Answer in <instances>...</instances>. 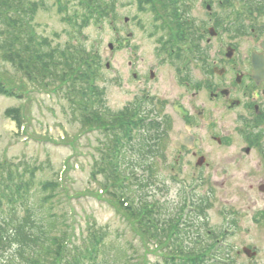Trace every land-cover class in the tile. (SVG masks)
<instances>
[{
  "label": "rangeland",
  "instance_id": "1",
  "mask_svg": "<svg viewBox=\"0 0 264 264\" xmlns=\"http://www.w3.org/2000/svg\"><path fill=\"white\" fill-rule=\"evenodd\" d=\"M107 4L114 8L110 18L100 26H85L79 33L67 19L64 20L59 0H45L33 24L35 32L48 39L53 47L71 45L81 56L89 55L87 62L100 64L96 84L104 93L102 101L106 109L103 114L119 115L138 98L146 96L167 101L163 112L171 116L175 133L168 135L161 147L164 156L151 163L153 173L147 191L150 202H159L169 213L167 219L173 220L180 217L188 197L198 209L208 204L205 216L194 219L203 237L207 230L211 232L210 239L205 237V242L229 228L227 243L234 264H264V192L259 190L264 186V140L246 155L243 149L247 146L238 132L241 125L236 121V116L242 112H223L220 131L232 136L231 145L218 148L209 142L206 148L212 152L208 159L210 170L199 171L194 165L177 169L174 165L176 153L170 141L176 139L182 122L174 102L182 99L186 103L189 96L177 84L172 67L163 65L158 57L156 39L171 33L174 26L167 23L157 3L153 11L147 8V2L146 6H141L140 0L101 1L103 8ZM191 4L196 5L194 14L202 18V0ZM78 9L79 15L76 14ZM78 9L68 13L72 22L82 17ZM247 43L244 42L243 47H247ZM151 70L156 75L154 80L149 78ZM133 73L147 75V82H135ZM0 80L8 88L16 87L13 88L14 97L0 94V161L20 165L21 169L27 166L39 169L33 193L41 189L44 182L62 184L65 191L62 189L55 200L56 204L62 203L66 218L64 229L70 233L72 241L80 242L94 223L98 228L108 227L111 233L108 242L118 244L130 256L140 258L145 254L148 264L162 262V250L152 245L146 247L126 216L103 194L102 177H92L100 150H105L110 143L104 132L86 127L74 117L66 99L68 88L59 83L48 85V81L32 82L5 63L1 56ZM142 89L144 93L139 92ZM8 111L15 112L13 117L21 113V126L6 115ZM144 176L147 178V174ZM233 218L236 230L229 226ZM201 221L207 226L200 225ZM118 232L121 238L117 237ZM243 248L255 249L258 255L250 260L243 254ZM132 263H136L135 258Z\"/></svg>",
  "mask_w": 264,
  "mask_h": 264
},
{
  "label": "trees",
  "instance_id": "2",
  "mask_svg": "<svg viewBox=\"0 0 264 264\" xmlns=\"http://www.w3.org/2000/svg\"><path fill=\"white\" fill-rule=\"evenodd\" d=\"M101 1L59 0L60 13L81 33L85 26H100L114 12L113 6L108 4L103 8ZM146 2L152 11L156 3L160 4L167 21L173 24V0H140V5L146 6ZM44 3L45 0H0L2 60L32 82L48 81V85L59 83L68 88L66 99L74 117L84 126L104 132L110 143L105 150H100V158L92 172L93 178L102 177L103 194L126 216L146 247L152 245L162 250V264L199 263L214 244L210 241L205 244L207 233L203 237L194 219L204 217L210 206H200L181 237L174 234V224L164 227L162 222H172L167 219L169 213L158 203H151L147 192L153 173L152 162L164 156L161 147L167 140L169 122H148L140 132L139 124L127 110L119 115L103 114L106 109L102 101L104 93L96 84L100 64L87 62L89 55L81 56L71 45L53 47L48 39L37 36L33 24ZM78 8L82 17L72 22L68 13ZM76 14L79 15V9ZM13 88L16 87L8 88L0 80V94L14 97ZM13 113L8 111L6 115L21 126V113L17 112L16 117ZM38 171L31 166L21 169L20 165L0 161V264H133L134 258V264H148L145 254L140 258L130 256L118 244L108 242L111 235L108 227L98 228L93 223L80 242L72 241L70 233L64 229L66 218L62 203L56 204L55 200L65 189L61 183L52 181L44 182L41 189L33 193ZM191 229L198 235L194 239ZM117 237H122L120 232ZM230 254L229 249L222 248L219 261L208 264L228 262Z\"/></svg>",
  "mask_w": 264,
  "mask_h": 264
},
{
  "label": "flooded vegetation",
  "instance_id": "3",
  "mask_svg": "<svg viewBox=\"0 0 264 264\" xmlns=\"http://www.w3.org/2000/svg\"><path fill=\"white\" fill-rule=\"evenodd\" d=\"M173 1L172 36L156 39L158 57L172 67L177 84L189 96L186 103L174 102L182 122L170 141L174 165L210 170L209 142L224 148L233 141L220 131L223 112H242L236 121L246 155L264 140V0H202V18L191 4L198 0ZM132 76L135 82H147V75ZM155 76L151 70L149 78ZM166 103L154 99L153 111L158 122H169L170 135L175 130L171 116L163 112Z\"/></svg>",
  "mask_w": 264,
  "mask_h": 264
},
{
  "label": "water",
  "instance_id": "4",
  "mask_svg": "<svg viewBox=\"0 0 264 264\" xmlns=\"http://www.w3.org/2000/svg\"><path fill=\"white\" fill-rule=\"evenodd\" d=\"M127 21V20H126ZM109 48L111 49V50H113V46L112 45H109ZM109 67V65H107V68ZM260 191L261 192H264V186H262V187H260ZM244 253L248 256V257H250V258H253L254 256H255V254H252L249 250H247V249H244Z\"/></svg>",
  "mask_w": 264,
  "mask_h": 264
}]
</instances>
